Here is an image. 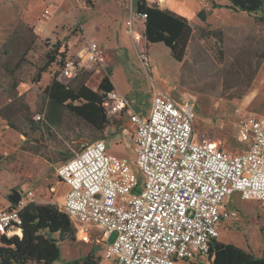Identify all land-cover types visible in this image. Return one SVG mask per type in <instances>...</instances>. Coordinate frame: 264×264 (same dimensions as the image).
Returning <instances> with one entry per match:
<instances>
[{
  "label": "rangeland",
  "instance_id": "1",
  "mask_svg": "<svg viewBox=\"0 0 264 264\" xmlns=\"http://www.w3.org/2000/svg\"><path fill=\"white\" fill-rule=\"evenodd\" d=\"M177 8L185 15L194 16L190 22L194 36L182 62L174 61L169 50L161 43L147 44L144 38L132 39L126 12L120 10L118 0H93L73 12V16L54 29L52 33L38 41L34 51L27 56L26 64L16 72L19 84L16 93L10 88V81L0 74V110L7 105L17 103L20 110L18 118L13 119L16 130L0 119V206L13 207L9 196L13 191L24 194L33 192L37 204H62L66 187L56 176V169L64 160L80 151L84 144L103 140L107 152L119 158H127L131 163L135 159L132 150L133 128L120 119L115 124L110 117L102 132H97L73 115L64 112L60 123L48 116V105L43 89L52 77L61 83L70 80L59 77L58 66L53 64L43 74L38 83H33L35 69L42 64L44 53L56 42L72 44L67 55L76 60L80 36L92 39L103 50L102 64L91 65L87 69L90 76L86 85L96 90L105 69L111 70V80L116 89L125 95L133 105L147 111L154 92L166 94L179 103H189L194 110L193 139L198 142L213 141L231 154L240 153L244 148L235 142L237 126L247 115L264 116V86L252 82L250 88L239 100L229 97L236 91L225 90L242 78L241 75L226 74L240 48L264 49V29L256 21L255 15L235 12L227 8L206 13L202 8L211 0H175ZM218 2H222L217 0ZM4 8L0 20L19 19L20 22L33 18L43 20L45 11L35 15L23 10L21 5L11 6L13 0H0ZM22 2V0H21ZM81 2V0H80ZM83 3V1H82ZM0 4V5H1ZM225 4V3H224ZM168 6V5H167ZM202 13L204 21L197 18ZM210 23H207V15ZM10 27L0 26V46L11 32ZM132 29L141 31L139 23H133ZM219 29L223 41L213 38L202 39L200 30ZM80 41H78V40ZM252 48V49H251ZM249 51V52H251ZM145 57L146 63L142 62ZM263 63V62H262ZM245 78L243 83H245ZM29 108V111L24 106ZM8 114V113H7ZM39 117V119H37ZM28 120H34L39 131L30 133ZM128 130L123 135L121 129ZM25 133L26 137L20 132ZM135 170V169H134ZM138 179L140 176L137 174ZM53 189V190H51ZM230 206L237 210L238 218L222 224L217 241L233 244L255 257L264 258V207L255 201L240 200L238 195L231 198ZM90 236L65 241L59 244L61 257L56 264H66L92 253L98 264H113L103 257L104 246L98 240L95 229ZM116 237L113 233L108 242ZM183 264H210L207 258L193 261H181Z\"/></svg>",
  "mask_w": 264,
  "mask_h": 264
},
{
  "label": "built area",
  "instance_id": "2",
  "mask_svg": "<svg viewBox=\"0 0 264 264\" xmlns=\"http://www.w3.org/2000/svg\"><path fill=\"white\" fill-rule=\"evenodd\" d=\"M118 1L132 39L142 38V32L132 29L133 23L143 26L146 19V14L137 13V0ZM164 1L146 0L148 6L159 8ZM71 47L66 44L67 50ZM103 53L96 41L83 38L76 60L67 55L59 77L70 80L78 71L102 64ZM102 105L108 117L132 126L135 170L127 158L109 154L105 141L97 140L60 164L56 176L66 187L60 211L77 238L96 230L105 260L179 264L207 258L222 224L238 218L230 206L234 195L264 207V117L247 115L240 120L235 142L244 149L231 154L216 142L195 141L193 107L166 94L154 92L144 112L115 89ZM31 202L33 192L28 190L16 206H0V235L21 236L19 212ZM111 233L116 237L108 242Z\"/></svg>",
  "mask_w": 264,
  "mask_h": 264
},
{
  "label": "trees",
  "instance_id": "3",
  "mask_svg": "<svg viewBox=\"0 0 264 264\" xmlns=\"http://www.w3.org/2000/svg\"><path fill=\"white\" fill-rule=\"evenodd\" d=\"M225 1L228 3L225 6L227 9L255 15L256 21L264 29V0ZM136 7L137 13L146 14L142 31L145 42L151 45L163 44L174 61L182 62L195 34L191 24L168 9L148 6L146 0H137ZM218 7L220 6L213 3V8ZM197 18L201 21L205 20L202 13H198ZM199 32L202 39L213 38L219 43L223 41V33L219 29H201ZM38 41L40 39L35 35L33 28L19 21L0 46V74L10 81V88L14 93L19 84L15 76L16 72L22 65L28 63L27 56L34 51ZM249 51L251 50L240 48V54L234 57L225 72L229 75L242 76L237 83L225 88L228 91H236L240 88L231 94L230 100H239L245 95L264 61V49L259 52L255 47L251 52ZM66 58L65 44L56 42L50 46L43 55L42 64L35 69L33 83H38L53 64L60 69ZM89 76L90 72L80 70L68 83L59 82L55 76L50 79L43 93L47 100L48 116L53 122L60 123L63 113L67 112L97 132H102L106 128L110 117L107 116L102 104L105 95L114 90L111 70L105 69V74L95 91L86 85ZM244 78L245 83H243ZM131 104L133 105L132 102ZM24 107L29 111L27 105ZM133 107L137 111H145L136 105ZM19 114L17 103L10 102L4 112L0 110V119L16 130L12 121L18 118ZM112 120L116 125L120 123V119L115 117ZM28 124L30 133L39 131L34 120H28ZM17 131L20 132V130ZM20 133L26 137L25 133ZM19 217L21 219L20 237L0 235V264H56L61 257L59 244L75 240L73 225L57 205L31 202L20 210ZM207 260L210 264H264V258L255 257L242 248L217 240L212 242ZM66 264H98V259H94L90 253Z\"/></svg>",
  "mask_w": 264,
  "mask_h": 264
},
{
  "label": "crops",
  "instance_id": "4",
  "mask_svg": "<svg viewBox=\"0 0 264 264\" xmlns=\"http://www.w3.org/2000/svg\"><path fill=\"white\" fill-rule=\"evenodd\" d=\"M82 1H83V3H82ZM88 1H93V0H81V2H80V0H22V2H21V0H13V2L10 5L12 7L13 6L17 7V5H21L23 3V10L24 11L28 10L34 15L36 13V10H37V12L38 11L41 12V11L46 10L45 15L42 17V18H44L43 20L33 18V16H32L30 19H27V21H25V24H27L31 28H33L35 35L38 36L39 39H43L45 37H48L54 29H57V27H59V25H61V23H63L65 21V18H67L69 16H73L72 13L75 12L76 10H78V7L82 8L83 6H85V3L89 4ZM220 1H222V2H218L217 0H211L209 6H208V4L205 5V3H204L202 5L203 6L202 8L204 9V11L206 13H210L213 10H220L222 8H225V6L228 3L225 0H220ZM213 3H215L216 5H219L220 7L213 8ZM0 4H1V2H0ZM177 4L178 3H176L175 0H165L163 8L168 9L169 11L185 18L189 23L191 21H193L195 17L192 15L183 14V12L177 8ZM119 7H120L121 11L124 10L122 7V4L120 2H119ZM11 9H12L11 7L4 8V6L2 4L0 5V11L1 10H11ZM206 15H207V18H206L207 23H210L209 15L208 14H206ZM18 22H19V19H17V20L12 19L11 21L10 20H6V21L0 20V26L3 28L10 27L9 29L12 31V29L14 28V26ZM142 31H143V26L141 25V31L140 32H142ZM85 37L86 36L83 35V36L78 37V39L82 40ZM96 38L97 37H93L91 40L97 41ZM78 41H80V40H78ZM68 43H70V42H67V44ZM80 46H81V44H80ZM111 82H112V80H111ZM255 83L256 84L258 83L259 85L264 86V61H263L262 65H261V67H260V69H259V71L255 77ZM112 84L114 86V89L117 90L114 82H112ZM258 117H261V116H258ZM129 125H130V123H129ZM121 132L123 135L128 134V130H126L125 128L121 129ZM243 148H244V146H243ZM112 234L113 233H111L110 236ZM198 259H200V258H198ZM179 264H183V263L180 262Z\"/></svg>",
  "mask_w": 264,
  "mask_h": 264
},
{
  "label": "water",
  "instance_id": "5",
  "mask_svg": "<svg viewBox=\"0 0 264 264\" xmlns=\"http://www.w3.org/2000/svg\"><path fill=\"white\" fill-rule=\"evenodd\" d=\"M21 198V193L17 191H13L12 194L9 196V201L13 204V207L18 204Z\"/></svg>",
  "mask_w": 264,
  "mask_h": 264
}]
</instances>
